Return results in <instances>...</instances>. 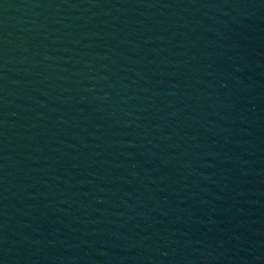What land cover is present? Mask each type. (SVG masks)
<instances>
[{
    "label": "water",
    "instance_id": "water-1",
    "mask_svg": "<svg viewBox=\"0 0 264 264\" xmlns=\"http://www.w3.org/2000/svg\"><path fill=\"white\" fill-rule=\"evenodd\" d=\"M0 264H264V0H0Z\"/></svg>",
    "mask_w": 264,
    "mask_h": 264
}]
</instances>
